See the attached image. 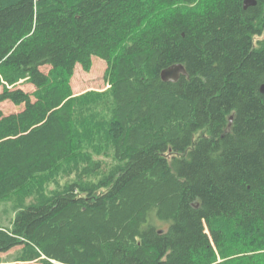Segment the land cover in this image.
I'll use <instances>...</instances> for the list:
<instances>
[{
  "label": "trees",
  "instance_id": "1",
  "mask_svg": "<svg viewBox=\"0 0 264 264\" xmlns=\"http://www.w3.org/2000/svg\"><path fill=\"white\" fill-rule=\"evenodd\" d=\"M256 1L0 0V264H264Z\"/></svg>",
  "mask_w": 264,
  "mask_h": 264
},
{
  "label": "rangeland",
  "instance_id": "2",
  "mask_svg": "<svg viewBox=\"0 0 264 264\" xmlns=\"http://www.w3.org/2000/svg\"><path fill=\"white\" fill-rule=\"evenodd\" d=\"M92 61L93 64L90 70H85L81 64H78L76 66L74 77L72 79V89L75 95L82 94L87 91L104 92L109 89V83L107 81V69H108L107 61L97 57H94ZM48 69L49 68H43V70L46 72L48 71ZM21 87L28 92L34 90V88L31 85H21ZM0 109H2L4 113L9 114V113L17 112L20 108L10 102H5L0 105ZM2 209L3 207L1 206L0 210ZM7 217L11 219L12 214H9ZM4 219L5 221H3V223L7 224L8 223L7 218L5 217ZM14 250L11 251L10 253L0 254V262L8 261V259H10V255L14 254ZM16 264H39V263H16Z\"/></svg>",
  "mask_w": 264,
  "mask_h": 264
},
{
  "label": "water",
  "instance_id": "3",
  "mask_svg": "<svg viewBox=\"0 0 264 264\" xmlns=\"http://www.w3.org/2000/svg\"><path fill=\"white\" fill-rule=\"evenodd\" d=\"M255 5H257L256 0H245V9ZM182 75L188 76L186 68L182 64H175L164 70L161 77L165 82H177ZM261 91L264 93V85L262 86ZM230 122H233V118L230 119Z\"/></svg>",
  "mask_w": 264,
  "mask_h": 264
}]
</instances>
